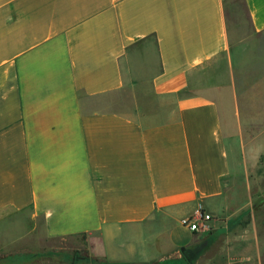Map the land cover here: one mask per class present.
Segmentation results:
<instances>
[{
    "label": "crops",
    "instance_id": "crops-1",
    "mask_svg": "<svg viewBox=\"0 0 264 264\" xmlns=\"http://www.w3.org/2000/svg\"><path fill=\"white\" fill-rule=\"evenodd\" d=\"M231 3L0 0V226L28 213L107 264H191L200 239L181 221L198 205L213 231L238 226L245 148L264 147V0H241L244 41Z\"/></svg>",
    "mask_w": 264,
    "mask_h": 264
},
{
    "label": "rangeland",
    "instance_id": "rangeland-1",
    "mask_svg": "<svg viewBox=\"0 0 264 264\" xmlns=\"http://www.w3.org/2000/svg\"><path fill=\"white\" fill-rule=\"evenodd\" d=\"M227 23L230 33H237L234 37L238 41H244L250 37L248 19L241 0H234V3L227 7ZM109 99L111 102L118 103L115 107L119 108L126 107V105L132 106L133 104V99L128 95L122 99L113 95ZM239 119L244 130L243 120L245 117L242 113ZM243 132L247 137L246 131ZM247 133L250 134V132ZM245 150L247 153V156L244 157L246 166L249 167V170H252L249 180L252 196L249 201V199L246 200L245 197L239 195L235 198V204L242 206L249 203L251 213L248 216H243L238 226H225L223 230L215 232L208 225V230L199 232L197 235L200 240H197L195 248H193L194 255L191 258L195 259H192L193 263L191 262V264H198L199 259H202L200 263L203 264L208 257H217V260L214 261L215 264H242L248 262L247 260H241V257H245L249 248L253 247L255 250L258 248L259 251L264 250V147L245 148ZM236 151L239 160L242 156L241 148L238 147ZM230 153L231 159L234 161L235 149L230 148ZM216 236L244 238L238 242L232 240L226 243L225 239L220 241L219 244H213V237ZM245 237L250 239V243L245 241ZM235 256L240 259H235ZM182 261L186 263L184 257ZM182 261L173 260L157 262L156 264H181ZM47 263L107 264L104 259L91 254L87 237L75 236L49 239L44 235L37 221L31 219L28 213L19 215L0 226V264Z\"/></svg>",
    "mask_w": 264,
    "mask_h": 264
},
{
    "label": "built area",
    "instance_id": "built-area-1",
    "mask_svg": "<svg viewBox=\"0 0 264 264\" xmlns=\"http://www.w3.org/2000/svg\"><path fill=\"white\" fill-rule=\"evenodd\" d=\"M210 221H212V216L206 213L201 205H198L189 217L182 219L181 223L190 231L199 233L209 229L208 223Z\"/></svg>",
    "mask_w": 264,
    "mask_h": 264
},
{
    "label": "flooded vegetation",
    "instance_id": "flooded-vegetation-1",
    "mask_svg": "<svg viewBox=\"0 0 264 264\" xmlns=\"http://www.w3.org/2000/svg\"><path fill=\"white\" fill-rule=\"evenodd\" d=\"M194 255V251H186L185 252V256L187 257V258H189V257H191V256H193Z\"/></svg>",
    "mask_w": 264,
    "mask_h": 264
}]
</instances>
